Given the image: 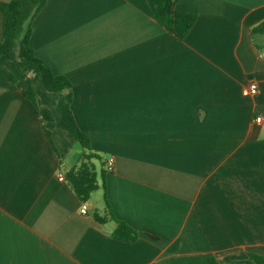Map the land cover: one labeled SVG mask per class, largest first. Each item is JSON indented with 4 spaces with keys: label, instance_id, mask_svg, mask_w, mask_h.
I'll return each mask as SVG.
<instances>
[{
    "label": "crops",
    "instance_id": "0c3cea01",
    "mask_svg": "<svg viewBox=\"0 0 264 264\" xmlns=\"http://www.w3.org/2000/svg\"><path fill=\"white\" fill-rule=\"evenodd\" d=\"M174 8L197 14L184 39L156 22L148 0H47L32 23L31 46L73 83L72 112L104 169L115 160L86 202L57 176L83 153L58 127L59 95L34 67L0 56V264H257L249 254L264 255V38L252 35L264 0ZM251 82L258 92L245 96ZM104 194L137 239L96 220L95 210L107 214Z\"/></svg>",
    "mask_w": 264,
    "mask_h": 264
},
{
    "label": "trees",
    "instance_id": "16d2710c",
    "mask_svg": "<svg viewBox=\"0 0 264 264\" xmlns=\"http://www.w3.org/2000/svg\"><path fill=\"white\" fill-rule=\"evenodd\" d=\"M46 3L47 0H0L2 14L0 56L9 57L16 62L20 69L26 66L34 67L42 75L44 87L59 95L57 110L60 119L58 127L68 131L83 147L79 162L67 172L66 178L79 199L86 202L101 186L105 188L106 170L103 167L102 157L92 147L89 133L79 127L72 112L73 83L66 75L56 74L46 66L31 46L32 23ZM148 3L156 22L179 39L186 38L197 20L196 13L176 10L174 0H148ZM252 35L254 38L257 36L264 38V20L252 28ZM27 96L36 101V93L32 88L27 90ZM46 132L56 150L50 132ZM104 201L107 214L102 215L95 210L93 214L96 220L105 223L110 217L116 223L113 230L115 237L125 240L137 239L138 232L113 215L106 194H104ZM249 257L257 264H264V255L262 254L250 253ZM210 262L219 264L215 256L210 257Z\"/></svg>",
    "mask_w": 264,
    "mask_h": 264
},
{
    "label": "built area",
    "instance_id": "2783aa9c",
    "mask_svg": "<svg viewBox=\"0 0 264 264\" xmlns=\"http://www.w3.org/2000/svg\"><path fill=\"white\" fill-rule=\"evenodd\" d=\"M258 92V84L256 82H251L249 84H247L244 88H243V94L245 96H251V95H255L256 93ZM262 118L259 117L257 118V121L258 122H261ZM114 163H115V160L113 157H110L107 161H106V164H105V168L107 171H111L114 167ZM66 174H67V171L62 168L58 171L57 173V176H58V179L60 181H65L66 180ZM81 212L83 214H86L88 213V207L87 205H83L82 208H81Z\"/></svg>",
    "mask_w": 264,
    "mask_h": 264
},
{
    "label": "rangeland",
    "instance_id": "374dc122",
    "mask_svg": "<svg viewBox=\"0 0 264 264\" xmlns=\"http://www.w3.org/2000/svg\"><path fill=\"white\" fill-rule=\"evenodd\" d=\"M103 156H105V154H103ZM96 194H98L99 196H100V194H101V191H99L98 193H96Z\"/></svg>",
    "mask_w": 264,
    "mask_h": 264
}]
</instances>
